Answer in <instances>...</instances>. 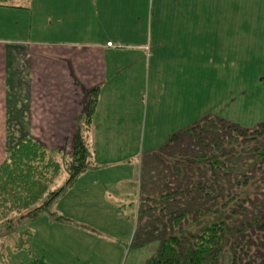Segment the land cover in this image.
Masks as SVG:
<instances>
[{
    "label": "rangeland",
    "instance_id": "rangeland-1",
    "mask_svg": "<svg viewBox=\"0 0 264 264\" xmlns=\"http://www.w3.org/2000/svg\"><path fill=\"white\" fill-rule=\"evenodd\" d=\"M150 1L149 22L136 15L125 30L113 29L135 32V42L124 43L139 47L115 51V62L128 68L116 93L119 106L128 98V110L117 111L116 116L119 130L126 119L129 133L123 136L108 127L100 135L107 142H90L92 167L29 224L24 246L18 233L13 242L2 245L4 264H24L33 258H43L46 264H146L164 239L179 236L182 230L196 231L187 218L177 217L192 211L188 204L194 202L187 201L196 195L193 188L199 181L214 180L205 161L197 158L198 129L192 128L208 117L213 120L205 124L208 128L219 118L249 132L264 123V0ZM64 20L54 23L50 39L22 42L95 41L87 38L89 32L97 33L94 23H86L87 33L79 31L77 19ZM68 29L75 33H65ZM9 72L8 97L14 98L19 83L16 73ZM6 106L11 108L8 114L17 112L16 103ZM18 128L7 129L16 130L14 135L0 134V158L23 137ZM213 128L219 131V123ZM243 139L234 134L226 138L230 146H221L226 168L233 181L248 173L242 197L262 203L264 137ZM205 152L210 154L208 161L214 158L215 147Z\"/></svg>",
    "mask_w": 264,
    "mask_h": 264
},
{
    "label": "crops",
    "instance_id": "crops-1",
    "mask_svg": "<svg viewBox=\"0 0 264 264\" xmlns=\"http://www.w3.org/2000/svg\"><path fill=\"white\" fill-rule=\"evenodd\" d=\"M2 4L5 6H0V134L14 135L16 130L7 129L19 127L22 136L30 135L48 149L70 153L88 95L99 88L98 103L89 127V145L98 139L101 143L107 142L100 135L105 134L103 130L108 127L110 130L115 128L120 135H127L126 119L122 120L123 130L120 131L116 112L128 110L125 105L128 98H123V106H119L120 97L116 93L122 72L128 68L115 62L118 53L115 51L123 46L139 47L135 43H124L128 39L135 42V32L130 35L124 31L113 32V29L122 26L125 30L135 21L136 15L140 21L146 19L149 22L151 1L5 0ZM71 18L77 19L80 32L88 33V21L98 26L97 33L87 35L95 41H48L56 31L54 23L62 19L70 23L73 22ZM71 32L75 33L71 29L65 33ZM42 36H49V39L22 42L25 38ZM9 71L16 73L19 83V93L14 98L8 97ZM131 76L135 78L137 74L134 72ZM128 81L127 86H131L132 81ZM129 101H133L131 95ZM6 103H16L17 112L13 116L7 113L11 108ZM5 156L0 158V163ZM182 264H189L186 256Z\"/></svg>",
    "mask_w": 264,
    "mask_h": 264
},
{
    "label": "trees",
    "instance_id": "trees-1",
    "mask_svg": "<svg viewBox=\"0 0 264 264\" xmlns=\"http://www.w3.org/2000/svg\"><path fill=\"white\" fill-rule=\"evenodd\" d=\"M3 2L5 0H0V6H5ZM99 93V88H95L88 95L85 112L77 122L72 152L48 149L34 137L24 135L1 161L0 264H4L2 245L10 240L13 242V237L21 236L24 239L21 247L24 246L30 234L29 224L47 212L78 177L92 167L88 133ZM210 120L212 117L206 118L192 130L196 132L198 129V137L195 138L200 148L197 158L205 161L214 180L199 181L193 188L196 195L192 194V199L187 201L194 202V205L188 204L192 211L185 210L177 217L187 218L185 221L195 226L196 231L182 230L179 236L164 239L146 264H182L185 256L189 264H221L226 261V254V264H264V202L242 197L249 182L248 173L240 179L230 180L226 154L223 155L221 149V146H230L225 141L234 134L244 137V141L264 137V123L249 132L221 118L211 122L212 128H208L205 124ZM216 123H219L220 130L211 131ZM203 126L208 129H203ZM211 146L215 147L213 153H219L206 161L205 157L210 154L205 150ZM60 178H64L61 185L58 184ZM189 192L185 193L186 198ZM24 264L46 262L43 258H33Z\"/></svg>",
    "mask_w": 264,
    "mask_h": 264
}]
</instances>
